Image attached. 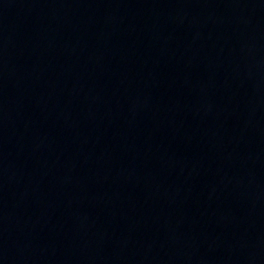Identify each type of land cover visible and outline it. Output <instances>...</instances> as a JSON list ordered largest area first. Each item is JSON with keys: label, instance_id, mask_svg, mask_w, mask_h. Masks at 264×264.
Wrapping results in <instances>:
<instances>
[{"label": "water", "instance_id": "water-1", "mask_svg": "<svg viewBox=\"0 0 264 264\" xmlns=\"http://www.w3.org/2000/svg\"><path fill=\"white\" fill-rule=\"evenodd\" d=\"M0 264H264V0H0Z\"/></svg>", "mask_w": 264, "mask_h": 264}]
</instances>
